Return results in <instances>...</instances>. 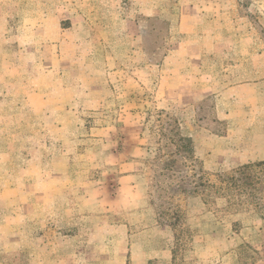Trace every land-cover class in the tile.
<instances>
[{
    "label": "rangeland",
    "instance_id": "374dc122",
    "mask_svg": "<svg viewBox=\"0 0 264 264\" xmlns=\"http://www.w3.org/2000/svg\"><path fill=\"white\" fill-rule=\"evenodd\" d=\"M191 57L214 77L224 67L216 89L233 88L234 66L264 62V0H0V264H264L254 211L215 213L166 188L151 199L161 155L176 152L166 113L199 131L213 175L263 161V136L222 139V154L205 144L211 124L264 122L237 116L233 90L222 114L214 94L182 103L174 82ZM168 203L191 230L182 246Z\"/></svg>",
    "mask_w": 264,
    "mask_h": 264
},
{
    "label": "trees",
    "instance_id": "16d2710c",
    "mask_svg": "<svg viewBox=\"0 0 264 264\" xmlns=\"http://www.w3.org/2000/svg\"><path fill=\"white\" fill-rule=\"evenodd\" d=\"M166 117L172 120L173 127L168 129L165 136L176 146V152L161 155L164 164L162 168L153 171L151 199L154 198V192L160 196L161 189L166 188L169 198L200 195L204 204L211 207L215 213L222 212L232 216L254 211L261 220H264V160L243 164L229 173L219 172L213 175L197 157L193 139L182 133L177 119H170L167 113ZM167 124L171 125L169 122ZM168 204L166 206L170 223L167 222L165 225L179 233L176 240L180 246L181 242L184 243L182 236L185 233L189 236L191 230L188 226L185 227L184 214L180 208ZM242 228L241 222L233 223V231L236 234H239ZM175 257L173 256V259Z\"/></svg>",
    "mask_w": 264,
    "mask_h": 264
},
{
    "label": "crops",
    "instance_id": "0c3cea01",
    "mask_svg": "<svg viewBox=\"0 0 264 264\" xmlns=\"http://www.w3.org/2000/svg\"><path fill=\"white\" fill-rule=\"evenodd\" d=\"M224 6V5H223ZM227 8V7H226ZM190 55V53H189ZM194 57H191V64L189 65V69L185 68L183 72V76L181 75L179 79H176L174 82V89L180 90L179 92V99L182 103L194 105L204 101L210 95H216V101L219 102V114L223 113V110L220 108V106L224 105L225 99H227L228 92L237 91L235 93L236 97L233 98L234 105L236 104L237 111H234L235 113H239L237 116H245L244 118L247 119V121H262L264 122V62L261 64H254V65H246L245 67L242 66H234V70L236 71V75L243 76V79L241 81H237L235 83V86L233 88H229V90L222 88L216 89L215 82L216 80L219 81V85L223 84L225 77V69L224 67L216 68V77H214L215 72L213 69H211L210 72L207 71V67L205 65L200 66H193L194 63ZM195 62H198L195 60ZM226 69V71H228ZM213 72V73H211ZM187 73V74H185ZM211 73V74H210ZM210 74V75H209ZM225 77V78H224ZM214 84V85H213ZM217 84V83H216ZM234 96V95H233ZM232 100V101H233ZM193 108V107H192ZM233 113V110L231 111ZM194 114H196V110L194 107ZM253 114L259 115L258 118L253 119ZM208 126V124L206 125ZM264 126V125H263ZM263 126H261V129H264ZM242 127V126H241ZM215 126L213 124L209 125V127L201 128L200 134H207L214 138L205 140V144L208 146L213 147V152L222 154L224 148L221 147L220 144L223 142L222 139L226 140L233 136H239V134H243L245 137H257V136H263L264 133L260 131H254V129L257 130V126H253L251 124L245 123L243 129L237 131V133L228 132L227 134H217L213 130ZM199 131L195 130L194 127H191V129L187 132V136L195 139H199L200 135L198 133ZM264 132V131H263ZM239 133V134H238ZM254 134L255 136H253ZM207 138V137H206ZM210 144V145H209ZM228 146V145H227ZM259 155L254 153V155L258 156V160H264V157L261 158L262 155H264V150L262 147H260L259 152H257ZM250 161H255V159L244 161L243 163H247ZM138 175H129L125 176L123 179L128 182L130 179L135 180L134 177ZM138 187V186H137ZM136 188V186L132 187V191ZM128 190V189H127ZM144 207V206H143ZM148 207V204L145 205V208ZM150 211V209H149ZM264 225V223H263ZM152 228L149 229V231ZM132 264V263H130ZM136 264V263H135ZM140 264H148L146 261H141Z\"/></svg>",
    "mask_w": 264,
    "mask_h": 264
}]
</instances>
